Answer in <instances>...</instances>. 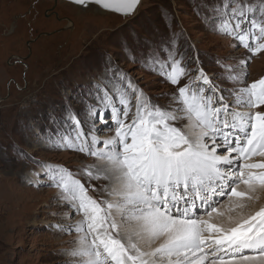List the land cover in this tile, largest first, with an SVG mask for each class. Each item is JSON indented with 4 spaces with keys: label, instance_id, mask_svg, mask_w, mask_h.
Masks as SVG:
<instances>
[{
    "label": "snow or ice",
    "instance_id": "snow-or-ice-1",
    "mask_svg": "<svg viewBox=\"0 0 264 264\" xmlns=\"http://www.w3.org/2000/svg\"><path fill=\"white\" fill-rule=\"evenodd\" d=\"M72 2L129 16L140 0ZM212 13L214 31L232 37L234 47H244L251 56L264 52V0L259 6L218 0ZM176 55L169 50L171 63H165L170 71L160 73L173 85L188 75V66ZM251 56L229 70L228 81L240 87L227 96L202 69L171 98L179 108L151 103L131 81L117 91L118 104L108 92L98 95L88 109L93 129L109 120L115 125V136L102 142L85 134L69 113L81 130L53 146L105 161L102 169L82 171L89 180L111 181L104 189L109 199L101 202L68 169L41 165L48 169L49 186L60 190L75 215L83 216L60 228L78 236L77 246L67 253L77 264H264V207L235 221L228 216L231 227L215 222L225 217V198L235 201L228 208L232 212L264 189V160L253 162L264 158V111H252L264 108V78L247 83ZM195 80L201 83L194 87ZM181 119L188 122V132L173 125ZM241 185L246 191L238 190Z\"/></svg>",
    "mask_w": 264,
    "mask_h": 264
},
{
    "label": "rangeland",
    "instance_id": "rangeland-1",
    "mask_svg": "<svg viewBox=\"0 0 264 264\" xmlns=\"http://www.w3.org/2000/svg\"><path fill=\"white\" fill-rule=\"evenodd\" d=\"M217 3L141 0L132 16L123 17L84 12L63 0H0V264H77V258L67 253L77 246L78 236L60 228L83 216L75 215L60 190L49 186L48 169L41 165L68 169L91 197L109 199L104 189L111 181L89 180L82 171L89 166L94 172L102 169L105 161L53 146L81 130L69 113L85 134L102 142L115 136V125L109 120L93 129L88 109L104 92L118 104L117 91L127 88L128 81L151 103L166 109L181 107L171 98L193 81L198 69L225 96L240 87L228 81L229 70L251 54L234 47L232 37L214 31L212 9ZM245 3L259 6L260 0ZM256 15L259 20L260 13ZM170 49L188 66V75L177 85L160 74L170 71ZM247 74L248 84L264 78V52L251 56ZM200 83L195 80L193 86ZM131 103L135 105V98ZM134 113L135 107L129 120ZM172 123L189 131L186 120ZM109 126L112 130H105ZM260 160L264 158L255 157L253 162ZM238 190L246 191L243 185ZM260 190L253 194L258 198L241 201L246 207L232 212L228 208L235 201L225 198L221 207L225 217H216L215 222L226 221V214L237 219L252 215L264 205Z\"/></svg>",
    "mask_w": 264,
    "mask_h": 264
},
{
    "label": "bare ground",
    "instance_id": "bare-ground-1",
    "mask_svg": "<svg viewBox=\"0 0 264 264\" xmlns=\"http://www.w3.org/2000/svg\"><path fill=\"white\" fill-rule=\"evenodd\" d=\"M81 9V8H80ZM82 10V9H81ZM91 10H93L95 13H101V14H104V12H102V11H100V10H98V9H96V8H90V9H87V10H82V11H84V12H87V11H91ZM261 192V193H260ZM259 193L261 194V199L263 200V203H264V189H261L260 191H259ZM260 204V203H259ZM260 206H262L261 204H260ZM263 207H264V205H263ZM256 211H258V209H253V212L255 213ZM253 213V214H254ZM244 215V214H243ZM248 215H250V214H247V216ZM228 216H231L232 218H233V221H235V220H237V218H236V216L234 215V214H229V215H227L226 214V217H228ZM242 217V216H241ZM226 219V221H223L222 220V223H224L225 224V227L227 226V227H231V226H234V223L233 224H229V222H228V219L227 218H225ZM224 219V220H225ZM219 220V219H218ZM221 222V221H220Z\"/></svg>",
    "mask_w": 264,
    "mask_h": 264
},
{
    "label": "water",
    "instance_id": "water-1",
    "mask_svg": "<svg viewBox=\"0 0 264 264\" xmlns=\"http://www.w3.org/2000/svg\"><path fill=\"white\" fill-rule=\"evenodd\" d=\"M63 1H66V2L72 3V4L76 5L77 7L81 8L82 10H87V9H90V8H96V9H98V10L104 12V13L109 12V13L117 14V13H115V12H111V11L104 10V9L100 8L98 5H96V4H94V3H89L87 7H83V6H81V5H78V4L73 3L72 0H63ZM140 2H141V0H140ZM139 4H140V3H139ZM138 6H139V5H138ZM137 8H138V7H137ZM136 10H137V9H136ZM135 12H136V11H135ZM135 12H134V13H135ZM134 13H133V14H134ZM133 14H132V15H133ZM117 15H120V14H117ZM132 15H129V16H132ZM120 16H123V15H120ZM129 16H123V17H129Z\"/></svg>",
    "mask_w": 264,
    "mask_h": 264
}]
</instances>
